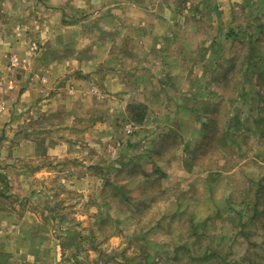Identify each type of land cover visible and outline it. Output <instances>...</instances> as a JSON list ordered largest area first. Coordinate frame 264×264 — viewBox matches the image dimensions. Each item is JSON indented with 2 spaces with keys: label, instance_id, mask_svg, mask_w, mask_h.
Returning <instances> with one entry per match:
<instances>
[{
  "label": "rangeland",
  "instance_id": "374dc122",
  "mask_svg": "<svg viewBox=\"0 0 264 264\" xmlns=\"http://www.w3.org/2000/svg\"><path fill=\"white\" fill-rule=\"evenodd\" d=\"M71 1L59 11L52 0H0L1 36L15 37L1 43L0 112L7 103L39 145L64 143L61 160L42 149L14 161L26 178L47 172L26 191L36 209L50 201L42 215L61 243L60 264H264V0H176L174 38L157 55L116 41L104 76L90 81L89 117L16 109L49 29L78 17ZM158 9L145 12L164 17ZM58 41L51 46L71 52V34ZM72 75L57 90L37 74L38 99L73 96ZM137 103L146 105L141 123L129 115Z\"/></svg>",
  "mask_w": 264,
  "mask_h": 264
},
{
  "label": "crops",
  "instance_id": "0c3cea01",
  "mask_svg": "<svg viewBox=\"0 0 264 264\" xmlns=\"http://www.w3.org/2000/svg\"><path fill=\"white\" fill-rule=\"evenodd\" d=\"M66 1L52 0L51 8L63 11L65 7H68ZM71 2L74 8L75 5L79 8L77 18H65L69 19L66 20L67 22L60 21L59 18V21L57 19L50 29L41 25L39 36L44 35L47 29L51 32L55 31V34L48 37L50 38L49 44L44 45L35 57L36 65H30L28 72L23 76L21 81L25 88L18 99L16 109L22 107L29 114H33L37 107H43L45 110L41 109L43 113L41 111L39 113L41 118L44 115L47 118L56 117L60 112L67 116H77L78 119L80 116L89 117L93 108V103L87 96L90 94V81L99 80V75L104 76L100 73V68L107 58L113 57L112 52L116 48V41L127 43L129 40L145 51V56H153L156 51H159L161 43L172 41L174 38L175 19L170 11H175L176 0H73ZM221 2L224 5L228 3V0H221ZM159 5L162 6L164 17L159 18L145 12L146 7L159 12ZM94 10L96 15H90L89 12ZM83 11L86 13H81ZM68 34L72 35L73 49L71 52L64 53L61 51L62 46L59 49L51 46L58 45L61 37L68 40ZM48 38L44 41H48ZM14 39L15 37H10V31L3 38L0 33V52L1 43L5 41L10 44V41ZM8 48L10 45L3 46V50H8ZM48 49L55 51L47 52ZM149 50L153 54L148 53ZM141 69L142 67L138 70ZM71 71L73 75L70 77V82L76 86L73 96H64L56 100L38 99L42 83H38L40 78L37 74L45 77L48 81L46 85L54 86V89L59 90L61 88H58V83L62 82L64 75ZM112 73L107 76L111 78ZM112 79H104V82L109 80L108 83H111ZM112 82L114 87L116 79ZM112 84L106 83L105 88L114 90L111 88ZM15 115L16 111H10L7 103L5 110L0 112V130L4 128L6 132L3 136L4 140L0 139V153L5 152L7 154L5 158L9 160L7 163H0V264H60L61 243L53 235V230L46 218L47 215H42V212L46 214L50 201L41 199V203L37 206V209H40L38 212L34 198H30V195L34 193L31 186L38 178L42 179L43 174L47 172L40 169L33 174L30 173L29 178H26L27 173L18 166L19 163L16 164L14 161L32 160L36 155L43 153L42 149H45L46 153L53 152L52 157L61 160L64 143L55 142V145L48 147L33 142L32 135L21 131V123L18 125L20 121ZM26 118L27 113H24L23 119L26 120ZM25 120L21 122L26 124L28 120ZM16 125L18 128L14 130L13 127ZM58 164L53 163L52 167L60 168L61 165L58 166ZM40 183L46 188L45 181H40ZM24 186L27 189H24ZM17 187H22L24 191ZM26 190H29L30 195Z\"/></svg>",
  "mask_w": 264,
  "mask_h": 264
},
{
  "label": "trees",
  "instance_id": "16d2710c",
  "mask_svg": "<svg viewBox=\"0 0 264 264\" xmlns=\"http://www.w3.org/2000/svg\"><path fill=\"white\" fill-rule=\"evenodd\" d=\"M130 119L133 122L141 123L144 121L146 116V105L143 103L130 104Z\"/></svg>",
  "mask_w": 264,
  "mask_h": 264
},
{
  "label": "built area",
  "instance_id": "2783aa9c",
  "mask_svg": "<svg viewBox=\"0 0 264 264\" xmlns=\"http://www.w3.org/2000/svg\"><path fill=\"white\" fill-rule=\"evenodd\" d=\"M10 63H11L12 66H14V65L16 66V65L18 64V60H17V58H16L15 56L12 55V56L10 57Z\"/></svg>",
  "mask_w": 264,
  "mask_h": 264
}]
</instances>
